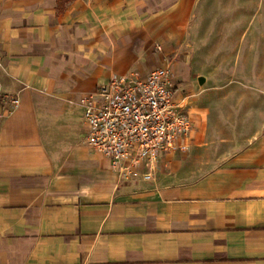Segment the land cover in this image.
<instances>
[{
  "label": "crops",
  "instance_id": "obj_1",
  "mask_svg": "<svg viewBox=\"0 0 264 264\" xmlns=\"http://www.w3.org/2000/svg\"><path fill=\"white\" fill-rule=\"evenodd\" d=\"M176 1L0 0L1 85L20 98L0 123V264H264V0L218 26L251 68L200 107ZM158 67L196 131L155 182L121 185L81 143L80 101Z\"/></svg>",
  "mask_w": 264,
  "mask_h": 264
},
{
  "label": "built area",
  "instance_id": "obj_2",
  "mask_svg": "<svg viewBox=\"0 0 264 264\" xmlns=\"http://www.w3.org/2000/svg\"><path fill=\"white\" fill-rule=\"evenodd\" d=\"M0 60V123L20 106L17 94L3 91ZM193 96L183 93L166 68L146 75L113 77L99 88L97 100L82 99V145L109 160L119 183L155 182L166 158L187 151L196 131L189 113Z\"/></svg>",
  "mask_w": 264,
  "mask_h": 264
},
{
  "label": "rangeland",
  "instance_id": "obj_3",
  "mask_svg": "<svg viewBox=\"0 0 264 264\" xmlns=\"http://www.w3.org/2000/svg\"><path fill=\"white\" fill-rule=\"evenodd\" d=\"M183 1L184 8H182ZM255 3V1L250 2V5ZM238 4H241L239 0H178L173 4L174 7L171 6L177 11L175 17L183 16L189 9L191 13V20L186 28L188 36L184 42L180 40V43L189 44L191 47L193 80L200 78L205 84L201 87L202 95L196 107H200V101L204 100L206 93L211 90L239 86L241 82L235 80L236 73L239 72L238 68L243 72L247 67L251 68V65L238 66L235 62L231 63L234 54L231 59L230 53L234 50L237 40H241L244 34H231L228 31H221L218 27L229 24L230 15L236 12ZM167 8L168 6L164 10ZM171 20L173 19L170 15L164 20V24H168ZM178 36L181 37V34ZM218 77L221 80H218ZM206 105L208 107L209 104Z\"/></svg>",
  "mask_w": 264,
  "mask_h": 264
}]
</instances>
